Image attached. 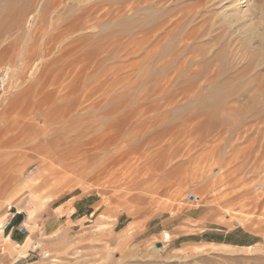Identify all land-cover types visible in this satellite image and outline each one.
<instances>
[{"label": "rangeland", "instance_id": "374dc122", "mask_svg": "<svg viewBox=\"0 0 264 264\" xmlns=\"http://www.w3.org/2000/svg\"><path fill=\"white\" fill-rule=\"evenodd\" d=\"M83 1L0 0V264H264V24Z\"/></svg>", "mask_w": 264, "mask_h": 264}, {"label": "bare ground", "instance_id": "6f19581e", "mask_svg": "<svg viewBox=\"0 0 264 264\" xmlns=\"http://www.w3.org/2000/svg\"><path fill=\"white\" fill-rule=\"evenodd\" d=\"M92 0H84L83 2L86 4H89L90 2H91ZM229 2V1H228ZM79 3V2H78ZM84 4V5H85ZM90 7V6H89ZM223 7V6H222ZM225 7H227V9H228V11H226V12H224V13H226L225 15L227 16L226 18H225V20L227 19L229 22H230V24L232 23V22H234L235 21V19H238V20H240V21H246V23H247V25H248V23L249 24H252V23H254V20L255 19H258V21H259V23L260 24H264V13L260 10V9H258V7H257V5H256V3L254 2V0H231V4H229V5H227V6H225ZM91 8V7H90ZM55 9V8H54ZM59 9V8H58ZM60 9H62V8H60ZM225 9V8H224ZM230 9V10H229ZM224 13H222V14H224ZM57 14H59V11H54V15H57ZM50 15V14H49ZM222 16H224V15H222ZM44 17V16H43ZM225 17V16H224ZM220 18V17H219ZM54 19V16H51V24H50V28H54V27H56L57 26V24H58V22L57 21H54L53 20ZM80 19V18H79ZM83 19V18H82ZM42 20V19H41ZM224 20V19H223ZM43 21V20H42ZM223 22V21H222ZM48 23V22H47ZM235 23V22H234ZM257 23V22H256ZM226 24V23H225ZM233 24V23H232ZM243 24V23H242ZM48 25V24H47ZM228 26V25H227ZM245 26V25H244ZM250 25H248V30L246 31V33L248 32V31H250V27H251V30L252 31H254L253 29H252V27L253 26H250ZM54 30V29H53ZM60 31V30H59ZM252 31H250V32H252ZM76 32V31H75ZM83 32V31H82ZM44 33V32H43ZM47 33V32H46ZM254 33V32H253ZM52 34V33H51ZM80 34H82L81 32H80ZM43 35V34H42ZM45 35V34H44ZM77 35H79V34H77ZM50 36V35H49ZM71 36H72V38H74L73 37V35H70V34H68V35H62L61 37H60V44H63L64 42H66L69 38L70 39H72L71 38ZM75 36V35H74ZM249 36V35H248ZM43 37V36H42ZM41 37V38H42ZM250 37V36H249ZM44 38V37H43ZM43 38H42V40H43ZM40 44V43H39ZM40 46H38L37 48H39ZM42 47V46H41ZM40 47V48H41ZM57 47V48H56ZM55 48V50H59L58 49V44H57V46H56ZM39 48V49H40ZM60 48H61V46H60ZM54 50V49H53ZM37 52H39V51H37ZM55 52H57V51H55ZM72 52V51H71ZM74 52V51H73ZM72 52V53H73ZM41 53H42V51H40V55H41ZM35 54V53H34ZM38 55H39V53H37ZM41 56H43V55H41ZM40 56V57H41ZM39 57V56H38ZM42 58V57H41ZM44 59V58H43ZM50 59V58H49ZM42 60V59H41ZM83 60H85V58L83 59ZM87 60V59H86ZM43 62L44 61H46V60H42ZM41 61V62H42ZM38 62H40V61H38ZM37 62V63H38ZM74 68H73V70H71L70 72H73L74 70H75V72H74V74H72V78H71V80H75V85L73 86V89L70 91L69 90V92L72 94V96H71V94H70V96L72 97V101H71V103H70V111L72 110V112L73 111H76V113L78 112V114H83V113H85V112H87V111H89V110H91L92 108H94L95 106H96V104H100L101 102H104L105 101V96H104V93H103V91L102 90H100L99 89V86L98 85H96L97 83L96 82H93V83H89V84H87L84 88V90L83 91H81L80 93H77V90H78V87L76 86V82L80 79V73L79 72H82V69L85 67L84 65L86 64V63H88V61L87 62H85V61H82V62H79L78 63V61L77 60H75L74 61ZM80 63H82L81 65H80ZM41 64V63H40ZM43 64V63H42ZM45 64V63H44ZM38 65H39V63H38ZM38 65H37V68H38ZM35 66H36V62H35ZM39 66H41V65H39ZM72 67V66H71ZM70 67V68H71ZM32 68V67H31ZM34 68V67H33ZM36 68V67H35ZM34 68V69H35ZM37 68H36V70H37ZM30 70L31 69H29V73H30ZM32 71V70H31ZM32 72H35V71H32ZM36 72H39V71H36ZM29 73H28V75H29ZM32 74V73H31ZM30 74V75H31ZM37 74V73H36ZM59 74V73H58ZM6 75V74H5ZM29 75V76H30ZM33 75H34V73H33ZM32 75V76H33ZM51 75H53V74H51ZM56 75V74H55ZM54 75V76H55ZM36 76V75H35ZM41 76H43V75H41ZM41 76H40V81H41ZM46 76V75H45ZM44 76V77H45ZM57 76V75H56ZM55 76V79L57 78ZM43 77V78H44ZM48 77H49V75H48ZM59 77V76H58ZM68 77V76H67ZM32 78V77H31ZM36 78V77H35ZM34 78V79H35ZM42 78V79H43ZM61 78V77H60ZM38 79V78H37ZM45 79V78H44ZM96 79V78H95ZM57 80H59V78L57 79ZM98 80V79H97ZM36 81V80H35ZM44 82L46 81V80H43ZM49 81H51L50 79H49ZM56 80H54V82H55ZM53 82V83H54ZM17 83V82H16ZM36 83V82H35ZM34 83V84H35ZM39 83V82H38ZM42 83V82H41ZM46 83H48V82H46ZM48 84H50V83H48ZM55 84V83H54ZM54 84L52 85V88H55V87H53L54 86ZM51 85V84H50ZM32 86H33V82H32ZM39 86H41L42 87V85H39ZM38 86V87H39ZM15 87V86H14ZM37 87V86H36ZM45 87V86H44ZM46 87H47V84H46ZM45 87V88H46ZM17 88V87H16ZM104 88V87H103ZM42 89H44V88H42ZM30 90H32L31 88H30ZM33 90H34V88H33ZM36 90V89H35ZM41 90V88H39V91ZM53 90V89H52ZM38 91V92H39ZM27 93H28V91H26ZM35 93L36 94V96L37 97H39L40 95L39 94H41V92L40 93ZM50 92H51V90H50ZM54 92V91H53ZM66 92V91H65ZM65 92H64V94H65ZM27 93H24V94H27ZM31 93H32V91H31ZM42 93H44V91L42 90ZM46 93V92H45ZM24 94H23V96H24ZM32 94H34V93H32ZM39 96H38V95ZM48 94V93H47ZM63 94V93H62ZM63 94V95H64ZM28 95H29V93H28ZM42 95V94H41ZM23 96H21V97H23ZM20 97V98H21ZM26 97H28V96H25V98ZM32 97V96H31ZM36 97V98H37ZM49 97H50V95H49ZM48 97V98H49ZM63 97H67V96H63ZM24 98V99H25ZM54 98H59V97H54ZM53 98V99H54ZM52 99V98H51ZM50 99V100H51ZM57 99H54L55 101H57ZM30 100V99H29ZM28 100V101H29ZM36 99H35V97H34V100L33 101H35ZM44 100H45V96L43 95V96H41L40 98H39V100L37 101V103L39 102V101H43L42 103H43V108L45 109V107H47V104L49 103V104H52L53 102H48L47 101V104L46 103H44ZM59 100V99H58ZM46 101V100H45ZM52 101V100H51ZM54 101V102H55ZM30 102V101H29ZM29 102H28V104H29ZM32 102V101H31ZM62 102H64V101H62ZM62 102H60V103H62ZM34 103V102H33ZM40 103V102H39ZM25 104H27L26 102H25ZM30 104H32V103H30ZM35 104V103H34ZM44 104H46V106L44 105ZM49 104H48V106H49ZM33 105V104H32ZM38 106V104H35V106ZM42 105V104H41ZM64 105V104H63ZM53 106V105H52ZM65 106V105H64ZM66 106H67V103H66ZM56 106H53V108H55ZM57 107H60V105L59 106H57ZM56 107V108H57ZM30 108H32V106L30 107ZM48 108V107H47ZM47 108H46V110H47ZM52 108V107H51ZM55 108V109H56ZM33 109H36L37 110V107H34ZM44 109H42V110H44ZM58 109V108H57ZM62 109V108H61ZM67 109H69V108H67ZM67 109H65V110H67ZM63 110V109H62ZM61 110V111H62ZM35 111V110H34ZM40 112H41V110H39ZM50 111V110H49ZM53 111H55V110H53ZM57 111H59V110H57ZM68 111V110H67ZM63 112V111H62ZM65 112V111H64ZM35 113H37V112H35ZM54 113H57V112H54ZM54 113H52V115L54 114ZM68 113V112H67ZM70 114V113H69ZM68 114V115H69ZM42 115V114H41ZM50 115H51V113H50ZM51 115V116H52ZM61 115H62V113H61ZM64 115V114H63ZM62 115V116H63ZM37 115H35V117H36ZM59 115L57 114L56 116H55V119H56V117H58ZM49 117V116H48ZM60 118V117H59ZM55 119H54V122H55ZM58 119V118H57ZM57 119H56V121H57ZM60 120V119H59ZM62 120V119H61ZM60 120V121H61ZM9 122H11V121H9ZM76 122V121H75ZM44 123H45V121H44ZM55 123H58V122H55ZM60 123V122H59ZM70 123H71V121H70ZM74 124V123H73ZM7 125V124H6ZM38 125V124H37ZM55 125H57V124H55ZM10 126V125H9ZM31 126H32V124H31ZM29 127H30V125H29ZM11 128H12V125H11ZM31 128V127H30ZM36 128V127H35ZM37 128H39V127H37ZM17 129V128H16ZM57 129V128H56ZM85 129V128H84ZM1 130V129H0ZM6 130H8V129H6ZM6 130H5V132H6ZM10 130V129H9ZM37 130V129H36ZM86 131H85V133L87 132V130L88 129H85ZM103 130V129H102ZM4 131V130H3ZM2 131V133H5V132H3ZM106 130H103V132H105ZM8 133L9 132H11V131H7ZM15 132V131H14ZM13 132V133H14ZM12 133V134H13ZM102 133V132H101ZM106 134V133H105ZM4 135V134H3ZM6 135V134H5ZM47 135V134H46ZM69 135V134H68ZM83 135V134H82ZM81 135V136H82ZM100 135V134H99ZM67 136V135H66ZM80 136V137H81ZM102 137V136H101ZM6 138V137H5ZM85 138V137H84ZM107 138V137H106ZM63 138H61V140H62ZM71 139V138H70ZM108 139V138H107ZM3 140V139H2ZM93 140V139H92ZM2 142V141H1ZM0 142V143H1ZM46 143V144H45ZM45 145H47V144H50L48 141H45ZM88 144L87 145H89V142H87ZM95 143V142H94ZM83 144V146H84V144L85 143H82ZM81 145V144H80ZM0 146H2V144H0ZM41 146V145H40ZM92 146V145H91ZM85 147V146H84ZM87 147V146H86ZM100 147H102V146H100ZM106 147V146H105ZM63 148H65V147H63ZM62 148V149H63ZM73 148V147H72ZM88 148V147H87ZM104 148V147H103ZM74 149H77V148H74ZM78 150V149H77ZM55 152H56V150H55ZM199 199V196H195V200L197 201Z\"/></svg>", "mask_w": 264, "mask_h": 264}, {"label": "water", "instance_id": "95a60500", "mask_svg": "<svg viewBox=\"0 0 264 264\" xmlns=\"http://www.w3.org/2000/svg\"><path fill=\"white\" fill-rule=\"evenodd\" d=\"M156 246H158V247H159V246H160V244L158 243Z\"/></svg>", "mask_w": 264, "mask_h": 264}]
</instances>
